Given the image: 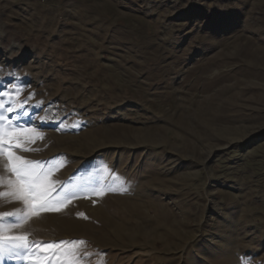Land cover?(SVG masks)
<instances>
[{
  "label": "rangeland",
  "instance_id": "obj_1",
  "mask_svg": "<svg viewBox=\"0 0 264 264\" xmlns=\"http://www.w3.org/2000/svg\"><path fill=\"white\" fill-rule=\"evenodd\" d=\"M13 86L43 136L17 154L74 198L21 223L0 157L40 242L6 264H264V0H0Z\"/></svg>",
  "mask_w": 264,
  "mask_h": 264
},
{
  "label": "snow or ice",
  "instance_id": "obj_2",
  "mask_svg": "<svg viewBox=\"0 0 264 264\" xmlns=\"http://www.w3.org/2000/svg\"><path fill=\"white\" fill-rule=\"evenodd\" d=\"M22 91V88L13 86L10 90L0 92V157L4 158L5 168L10 174L8 187L11 189L10 192L2 195L11 196L24 203L28 211L25 217L21 219V223L23 219L27 218V215L32 213L40 211L59 212L74 198L72 194L67 193L61 198L59 189L62 185L48 179L50 172L45 170L46 165L17 154L18 149L22 151L32 150L27 145L35 143L37 139H43L36 127L28 125L27 121L20 122L23 117L30 119V114L27 111H20L19 115H11L24 107L23 103H17ZM36 107L40 108L41 105L37 104ZM45 122L48 121L41 118L40 123ZM57 130H59V126ZM106 191H112V189H96L89 194L88 198H91V195L103 196ZM14 215L16 213L13 212L0 214V264H6L14 258L20 259L25 255H32L37 251V245L40 243L29 240L25 235L8 234L19 224L5 225L3 218ZM78 215L84 216L83 213ZM68 243V241L59 242V244ZM56 247L58 244L49 243L47 245V249H55ZM35 264H39V262L37 261Z\"/></svg>",
  "mask_w": 264,
  "mask_h": 264
},
{
  "label": "bare ground",
  "instance_id": "obj_3",
  "mask_svg": "<svg viewBox=\"0 0 264 264\" xmlns=\"http://www.w3.org/2000/svg\"><path fill=\"white\" fill-rule=\"evenodd\" d=\"M48 218L52 222V225H54L58 228L60 226H64V227L68 226V228H75V223H73L72 219L70 220L67 217L53 216V217H48ZM39 224H41V223H39Z\"/></svg>",
  "mask_w": 264,
  "mask_h": 264
}]
</instances>
